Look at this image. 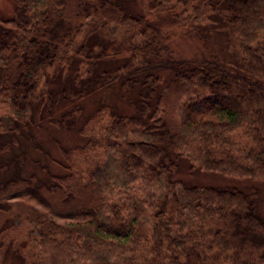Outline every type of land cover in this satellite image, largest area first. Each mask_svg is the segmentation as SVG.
<instances>
[{"label":"trees","instance_id":"trees-1","mask_svg":"<svg viewBox=\"0 0 264 264\" xmlns=\"http://www.w3.org/2000/svg\"><path fill=\"white\" fill-rule=\"evenodd\" d=\"M12 4L0 10V103L13 110L0 118V264H264V0ZM149 7L196 43L221 35L231 61L176 56ZM112 87L133 113H87ZM46 119L63 131L83 121L86 141L52 159L31 135ZM21 137L63 173L24 174ZM198 172L256 183L182 178Z\"/></svg>","mask_w":264,"mask_h":264},{"label":"rangeland","instance_id":"rangeland-1","mask_svg":"<svg viewBox=\"0 0 264 264\" xmlns=\"http://www.w3.org/2000/svg\"><path fill=\"white\" fill-rule=\"evenodd\" d=\"M12 0H0V10L2 12L3 17H8L12 10ZM138 12L143 13L142 10L145 6L142 3L138 4ZM144 11V10H143ZM145 13V11H144ZM148 18L153 21L157 22V24L163 28L167 33H169L172 37V49L175 52V55L178 57H187L190 54L198 52L200 50H204L207 48L209 51H213L221 55V57H227L229 60L230 55L227 50V46L225 44V39L221 35L212 34L210 37L207 38L205 45L201 43H196L190 38L182 35L172 24L171 16L169 14H164L162 18H159L156 13L151 11L149 7V12H146ZM206 51V50H205ZM49 74H52L49 72ZM63 80L60 79H51L49 80V87L57 88L60 90L64 85ZM133 98L132 95L126 96V93H122L119 91L118 87L112 88H105L100 89L90 97H88L83 103L82 106L86 109L87 113L93 112L100 102L112 105L118 109L119 112L125 115H130L133 113V109L130 106V100ZM62 109V108H61ZM13 115V110L9 106L0 103V118L8 117ZM54 118H59V112L55 113ZM83 121H79L77 123L76 129L73 131H63L51 125L48 122V119L43 120L38 126H35L32 129L31 135L36 139V145L38 147L47 150L48 153L51 155L52 159L57 161H62V155L58 146H62L66 149H72L76 146L84 144L86 139L82 137L78 133V129L82 126ZM21 149L26 152V161L23 168L24 174H36L42 180H46L48 178V172L52 174H61L63 173L62 168L55 164L54 162L47 159L46 155L41 153V151L35 146V144L27 137H21ZM17 151H19L17 149ZM7 156H0V162L3 161ZM182 177L180 175H177ZM185 181H189L194 184H203L209 186H216L221 187L228 182H238V183H245L242 186L248 187L252 185L253 181H238V180H231L224 178L222 176H218L211 173H203L198 172L197 177H191L189 175H184L182 177ZM193 178V179H192ZM263 184L257 183L260 187V194L257 198V204L259 212L261 208L264 209V182ZM228 187V186H225ZM6 264H17L14 259L9 258ZM189 264H200L195 258H192Z\"/></svg>","mask_w":264,"mask_h":264}]
</instances>
